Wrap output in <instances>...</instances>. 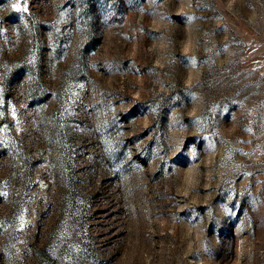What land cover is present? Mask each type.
<instances>
[{
    "label": "rangeland",
    "instance_id": "374dc122",
    "mask_svg": "<svg viewBox=\"0 0 264 264\" xmlns=\"http://www.w3.org/2000/svg\"><path fill=\"white\" fill-rule=\"evenodd\" d=\"M0 264H264V0H0Z\"/></svg>",
    "mask_w": 264,
    "mask_h": 264
},
{
    "label": "snow or ice",
    "instance_id": "6c2138e0",
    "mask_svg": "<svg viewBox=\"0 0 264 264\" xmlns=\"http://www.w3.org/2000/svg\"><path fill=\"white\" fill-rule=\"evenodd\" d=\"M19 10V9H18Z\"/></svg>",
    "mask_w": 264,
    "mask_h": 264
}]
</instances>
